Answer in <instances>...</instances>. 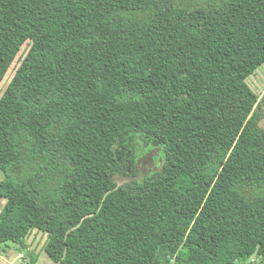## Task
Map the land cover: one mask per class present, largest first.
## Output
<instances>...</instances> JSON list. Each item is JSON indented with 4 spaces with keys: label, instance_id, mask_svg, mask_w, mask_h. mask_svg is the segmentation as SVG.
I'll list each match as a JSON object with an SVG mask.
<instances>
[{
    "label": "trees",
    "instance_id": "obj_1",
    "mask_svg": "<svg viewBox=\"0 0 264 264\" xmlns=\"http://www.w3.org/2000/svg\"><path fill=\"white\" fill-rule=\"evenodd\" d=\"M25 44L0 246L39 230L59 264H264V0H0V86ZM136 136L161 147L143 180Z\"/></svg>",
    "mask_w": 264,
    "mask_h": 264
},
{
    "label": "rangeland",
    "instance_id": "obj_2",
    "mask_svg": "<svg viewBox=\"0 0 264 264\" xmlns=\"http://www.w3.org/2000/svg\"><path fill=\"white\" fill-rule=\"evenodd\" d=\"M29 48L28 44H25L17 59L11 66L8 71L5 79L3 80L0 86V95L2 94L5 87L9 84L11 78L13 77L15 70L20 64L21 59L24 57L27 49ZM251 88L260 96L264 94V65L260 66L247 80ZM261 126L264 129V115L261 121ZM31 132L30 127L24 121V119L19 116V114H14L11 123L9 124L7 131L0 142V146L4 143L12 142L17 136L28 134ZM134 143L137 148L140 150L146 151L145 155L138 159L139 174L136 177L137 179L143 180L144 178L150 176L154 171L160 170L161 166V147L158 145H152L150 142H146L141 136H136ZM10 155H8V158ZM4 173L0 171V180L4 178ZM134 176H123L119 175L117 181L119 184H125L136 179ZM39 231V230H38ZM43 234L40 236V234ZM39 233L34 236L33 244L34 248L29 251L26 248H23L19 244L8 243V245L0 246V264H10V262L15 261V264H59L51 260L46 251L45 245L47 242V234L45 232L39 231ZM24 252L26 255L24 257L18 258V252ZM29 251V252H28ZM26 257L27 260H24ZM32 257L35 260L32 262ZM257 260L255 257L254 260Z\"/></svg>",
    "mask_w": 264,
    "mask_h": 264
},
{
    "label": "crops",
    "instance_id": "obj_3",
    "mask_svg": "<svg viewBox=\"0 0 264 264\" xmlns=\"http://www.w3.org/2000/svg\"><path fill=\"white\" fill-rule=\"evenodd\" d=\"M3 172V171H2ZM4 173V172H3ZM4 178H5V176H4ZM3 178V179H4ZM2 179V180H3ZM2 180H0V182L2 181ZM6 202H7V199L6 198H2L1 200H0V213H1V211L4 209V207H5V205H6ZM39 233V231L38 230H34V231H32V233L29 235V237H28V239H27V243H28V246H27V250H29V251H31L33 248H34V244H33V240H34V236H36L37 234ZM40 234V233H39ZM43 234H40V236H42ZM44 236V235H43ZM28 251V252H29ZM18 252V258H20L21 259V257H20V255L21 254H23V257H24V255H26L24 252H21V251H17ZM24 260H27L26 259V257L24 258ZM33 260H35V258L34 257H32V262H33ZM16 263V259H15V261H13V262H10V264H15Z\"/></svg>",
    "mask_w": 264,
    "mask_h": 264
},
{
    "label": "built area",
    "instance_id": "obj_4",
    "mask_svg": "<svg viewBox=\"0 0 264 264\" xmlns=\"http://www.w3.org/2000/svg\"><path fill=\"white\" fill-rule=\"evenodd\" d=\"M20 257H23V254L20 255ZM254 261V259H252Z\"/></svg>",
    "mask_w": 264,
    "mask_h": 264
}]
</instances>
